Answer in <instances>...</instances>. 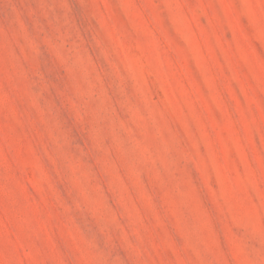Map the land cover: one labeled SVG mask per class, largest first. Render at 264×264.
<instances>
[{"label": "rangeland", "instance_id": "rangeland-1", "mask_svg": "<svg viewBox=\"0 0 264 264\" xmlns=\"http://www.w3.org/2000/svg\"><path fill=\"white\" fill-rule=\"evenodd\" d=\"M0 264H264V0H0Z\"/></svg>", "mask_w": 264, "mask_h": 264}]
</instances>
